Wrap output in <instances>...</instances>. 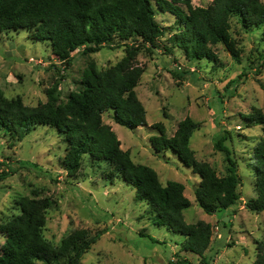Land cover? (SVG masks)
Wrapping results in <instances>:
<instances>
[{"label":"rangeland","instance_id":"rangeland-1","mask_svg":"<svg viewBox=\"0 0 264 264\" xmlns=\"http://www.w3.org/2000/svg\"><path fill=\"white\" fill-rule=\"evenodd\" d=\"M212 1L192 0V4L206 7ZM156 17L170 31L177 29L170 12H158ZM231 22L232 36L242 48V64L223 44L212 46L222 64L190 60L178 47L169 53L164 48L170 46V34H166L152 51L142 48L138 53L145 72L136 91L147 110L146 125L135 130L122 126L112 118L111 109L103 114V121L113 127L133 160L154 168L164 185L168 181L184 184V193L191 200L184 210L185 220H203L213 227L207 260L212 264H253L257 246L264 243V211L253 212L246 203L257 196L253 147L264 131L261 124L249 126L245 116L254 107L264 111V41L259 30H244L237 17ZM29 35L7 32L0 37V89L6 97H21L29 106L45 102L47 89L57 82L60 99L66 101L71 91L79 89L91 59L106 69L126 54L124 46H104L87 54L81 47L73 52L74 62L66 70L49 42H34ZM242 71L247 74L228 86ZM187 116L200 123L191 137L197 159L209 162L219 175L227 173V162L215 143L229 131L225 143L237 161L242 181L238 201L228 209L205 212L194 189L200 175L169 151L154 153L151 138L158 133L156 124L162 122L171 137ZM65 150L62 136L48 126H38L13 143L0 135V174L17 170L0 180V222L19 212L16 201L22 196L51 197L55 204L48 210L44 235L55 245L76 229H87L91 235L103 231L84 254L83 264H174L184 258L190 264H203L202 256L183 248V235L153 223L149 205L136 199L132 185L107 177L106 165H91L86 157L77 174L68 173L62 164ZM3 243L0 235V248Z\"/></svg>","mask_w":264,"mask_h":264},{"label":"trees","instance_id":"trees-1","mask_svg":"<svg viewBox=\"0 0 264 264\" xmlns=\"http://www.w3.org/2000/svg\"><path fill=\"white\" fill-rule=\"evenodd\" d=\"M158 12L174 15L177 29L170 31L161 24L156 17ZM233 17L238 18L244 30H259L264 41L262 0H213L206 7L194 6L192 0H0V37L7 32H27L34 42L47 41L66 70L74 62L73 52L81 47L86 54L104 46H124L126 51L106 69H100L91 59L79 89L71 91L66 101L60 99L58 82L47 89V100L36 106L25 104L21 97L10 99L0 89V135L13 143L38 126L55 129L66 143L62 164L68 173L77 174L86 157L91 165H106L108 178L123 179L136 189L138 201L147 202L154 224L183 235V248L202 256L203 264H212L205 257L212 240V224L185 220L184 210L191 206V200L184 193V184L168 181L164 185L154 168L135 162L131 152L121 147L122 141L113 127L104 123L103 114L113 110L112 118L132 130L146 125L147 110L136 91L145 72L138 62V53L142 48L152 51L166 34H170V46L164 48L169 53L178 47L190 60L222 64L212 46L223 44L242 64V48L231 33ZM176 73L181 77L179 70ZM246 74L242 71L227 85ZM245 119L249 126L261 124L264 131L262 109L254 107ZM199 126L187 116L169 137L165 125L158 122V133L151 138V145L154 153L169 151L200 175L196 200L205 212L212 214L237 203L242 180L237 161L225 143L229 131L215 143L216 149L225 153V175H219L209 162L197 159L191 137ZM253 159L257 196L249 199L246 206L258 213L264 211V134L253 147ZM16 171H3L0 180ZM16 203L19 212L0 222V235L4 237L0 264H83L84 254L103 233L91 235L87 229H76L55 245L44 235L47 213L55 201L51 197L22 196ZM174 264L190 263L184 258ZM253 264H264L263 242L257 246Z\"/></svg>","mask_w":264,"mask_h":264},{"label":"water","instance_id":"water-1","mask_svg":"<svg viewBox=\"0 0 264 264\" xmlns=\"http://www.w3.org/2000/svg\"><path fill=\"white\" fill-rule=\"evenodd\" d=\"M194 189L196 190L197 189V186L196 187H194ZM227 218V217H226Z\"/></svg>","mask_w":264,"mask_h":264}]
</instances>
